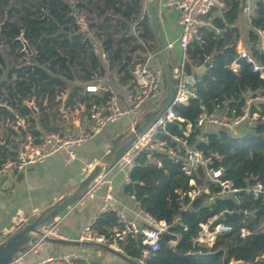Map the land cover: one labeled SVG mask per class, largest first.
Masks as SVG:
<instances>
[{
	"label": "trees",
	"instance_id": "16d2710c",
	"mask_svg": "<svg viewBox=\"0 0 264 264\" xmlns=\"http://www.w3.org/2000/svg\"><path fill=\"white\" fill-rule=\"evenodd\" d=\"M81 2L88 11H96L99 16L106 15L94 27L104 31V46L109 62L124 73L123 81L130 82L133 76L128 54L136 48V41L130 35L129 23L140 18L143 13L141 37L146 43L152 42V48L157 50L144 0ZM221 2L224 7L213 10L209 16L210 25L200 27L199 39L189 50L190 66L199 68L212 60L195 86L197 97L187 105L177 104L173 107L175 115L183 121L168 125L167 131H160L155 140L164 143L167 149L177 150L178 144L170 137L177 136L206 156L216 155L210 168L222 170L221 180L232 182L234 189L241 192L230 197L215 196L220 187L209 182L203 167H199L191 178L186 177L182 171L185 162L183 152L175 156L154 152L148 158L149 151H142L136 159V166L129 173L130 182L125 192L134 196L146 213L169 226L162 235L160 251L147 264H264V260L258 259L264 253V202L246 192L256 183L264 185V120L246 128L244 136L241 133L235 136L217 128L204 131L196 126L202 107L208 113H213L223 107L224 101L239 107L248 93L260 92L264 96V80L254 74L249 65L239 61L240 69L234 71L232 68L238 58L241 40L240 30L236 26L240 0ZM11 3V0H0L3 46H8L9 52L19 59L24 55L20 40L23 36L30 47L38 50L39 58L33 60L37 66L28 80L23 79L24 67L17 64L9 68L6 80L0 83V102L6 103L19 117L26 118L28 132L36 136V120L31 117L32 112L24 102L35 98L39 110L47 113L45 103L50 108L51 103L68 88L60 76L71 79L72 69L78 66L86 72V77L82 76V79L90 80L86 64L90 62L91 68L95 69L98 61L89 54L88 39L81 34H73L69 39L65 33L70 29H61L71 22V3L66 0H16L14 5ZM15 12L20 25L9 20ZM252 27L264 29V4L260 2L255 5ZM257 42V34L250 30L246 47L256 61L264 62V54L256 45ZM6 66L5 54L0 49V79ZM13 74L17 75L16 79H13ZM77 96L79 93L73 91L67 105L73 106L72 101ZM84 98L89 107L94 102L108 100L107 95L102 99ZM260 106L264 109V104ZM2 117L10 121L15 119L14 115L8 113H1ZM41 120L43 123L50 121L48 117ZM189 125L191 129L187 131ZM4 140L7 147L8 139L3 137L1 141ZM5 147L0 145V164L14 154L5 150ZM191 179L195 181L196 187L190 185ZM198 187L203 191L192 199L189 193ZM205 188L209 189V193L204 192ZM226 212L228 214L222 223L230 225L232 231L218 234L211 246L199 244L197 239L202 232V225H208ZM116 225L115 214L107 213L97 221L93 230L98 234L109 235ZM242 229L248 232L246 236H242ZM172 242H176V245H172ZM139 246L137 241L129 240L123 245V251L133 260L140 255ZM74 264L86 263L78 260Z\"/></svg>",
	"mask_w": 264,
	"mask_h": 264
},
{
	"label": "built area",
	"instance_id": "2783aa9c",
	"mask_svg": "<svg viewBox=\"0 0 264 264\" xmlns=\"http://www.w3.org/2000/svg\"><path fill=\"white\" fill-rule=\"evenodd\" d=\"M242 7V14L246 17L252 30L257 34L258 42L256 45L262 54H264V29L252 27V16L254 13V4L260 2L264 4V0H240ZM71 3L72 11L70 13L71 22L61 29H70L65 35L71 39L73 34H81L84 38L89 40L88 51L89 54L95 57H101L109 62L108 53L104 46L105 35L101 29H96V24L89 18L84 10L81 0L67 1ZM130 2V0H128ZM175 10L178 11V24L181 28V35L178 43L182 49V58L176 66L175 89L176 96L172 107L163 112L160 118L148 129L139 134L136 142L131 149L123 154L116 165L125 169V176L129 181V173L136 166V159L142 151H149L148 158L154 152L167 153L172 156L178 153L185 154V162L182 171L186 177L191 178L194 172L203 167L207 174V179L211 183L218 184L220 189L215 194L219 197L234 196L241 190L234 189V185L229 181H222V170H213L210 165L213 164L215 156H206L202 151L188 146L186 141L178 138L177 136H170L171 139L178 144L177 150L167 149L164 143L155 140L156 135L160 132H166L167 126L176 124L177 121H183L178 118L173 107L177 104L187 105L192 99H196L195 89H188L185 85L184 78L185 65L189 61V50L192 48L194 42L199 39V30L202 26H209L207 19L215 9L223 8L224 4L221 0H176L170 4ZM111 15V13L109 14ZM108 15V16H109ZM145 13L142 16L129 23L130 35L135 38L136 48L128 55L131 57L130 71L133 76V89L127 94L126 99L128 106L122 109L119 106L116 96L109 95L106 102H94L88 109V117L90 120L89 129L82 131L77 135H70L60 131H53L47 133L38 142L29 141L22 143L16 153L8 157L2 164H0V174H6L11 170H22L29 165L42 164L47 161L49 157L54 154L62 153L64 155V163L66 165L72 163L76 159V148L79 147L84 141L95 137L100 134L103 129L109 124L117 123L126 117L135 116L139 109L150 101L161 98L164 93L165 77L163 68H152L149 65L152 57L150 44L146 43L142 37V27ZM111 18V17H109ZM121 28L119 27V30ZM116 38L118 36H115ZM31 55L24 52V55L19 58L18 65L24 67L23 79L28 80L35 72L37 64L33 61L39 58L38 50L30 47ZM239 61H244L246 65L251 67L254 74L258 75L264 80V62H258L246 49L238 51L237 61L232 64L234 71L240 69L241 64ZM207 62V61H206ZM205 62V63H206ZM202 67V66H201ZM200 68V67H199ZM117 72V68L113 69ZM17 75L13 74V79ZM100 90V85H89L85 88L87 93H96ZM164 97V96H163ZM35 99V98H33ZM244 102L241 106H231L229 102L224 101L223 107L208 113L203 107L202 113L199 115L196 126L207 131L211 128L226 130L228 132L238 131L243 125L247 128L254 126L260 120H264V109L260 104H264V96L262 93H248L244 96ZM57 103L58 99L55 100ZM0 104H6L1 103ZM7 105V104H6ZM47 103H45V106ZM25 120H20L14 127V131L18 132L20 127H24ZM191 125L187 127L190 131ZM90 169H94L95 165H89ZM100 176L92 180L89 187L77 200V204H82L88 199L95 197L100 188ZM190 185H195L193 179L190 180ZM251 193L254 198L262 199L264 202V185L256 183L253 187L246 190ZM189 196L193 199L192 193ZM103 205L99 214L93 218L82 229L77 241L81 244H97L101 247L110 249H117L120 253L124 254L123 245L127 244L129 240L137 241L139 246L140 255L134 259L136 264H147L156 253L160 251V242L162 235L166 233L169 226L164 221H158L148 213H146L140 205H138V215L142 216V223L129 219L125 212L117 207V201L113 196V191L110 183H107L106 190L103 196ZM107 213H114L116 216V228L110 230L109 235L98 234L94 232L93 227L97 221ZM57 224L47 230V234L55 236L56 238L64 239L56 233ZM208 229V225L204 226ZM232 227L225 223H220L213 233L207 232L211 237L208 238L212 244L218 234L229 233ZM242 236H246L248 232L245 229L241 230ZM206 240V239H205ZM197 242L201 245L199 238ZM46 243L43 240L38 241L30 250L32 251L39 244ZM210 244V245H211ZM25 255L19 257L13 264H26ZM83 255L79 252L71 255H63L59 257H51L42 261L34 262L33 264H74L75 261L82 260ZM264 260V253L258 258ZM237 264V263H235Z\"/></svg>",
	"mask_w": 264,
	"mask_h": 264
},
{
	"label": "crops",
	"instance_id": "0c3cea01",
	"mask_svg": "<svg viewBox=\"0 0 264 264\" xmlns=\"http://www.w3.org/2000/svg\"><path fill=\"white\" fill-rule=\"evenodd\" d=\"M174 1L176 0H157L156 5L160 23L169 45V55L171 60L172 58L175 59L173 63L177 66L182 58V49L178 43L181 35V28L178 24L179 14L177 10L170 6ZM256 3L254 4V10ZM209 22L208 24L210 25ZM245 24L248 25L247 28L244 26ZM236 26L240 30L241 37H243V34L248 35L247 41L249 42L248 32H250L252 28L246 17L242 14L241 1L240 15L236 22ZM149 44L152 51L149 65L152 68H163L164 66L159 58L158 48L157 50L152 48V42H149ZM246 45L240 46L238 51L240 49L248 50ZM2 48L3 46L0 49L2 50ZM9 54L13 56L10 52ZM7 56L8 54H6L7 59L5 58L7 66L0 79V83L6 80L8 70L12 67V65L9 64ZM96 58L98 65L95 69L91 68L90 62L86 64V70L90 72V80L85 81L82 79V76L86 77V72L84 68L78 66L72 69L71 79L66 80L63 76H60L67 83L68 88L61 96L56 98L59 100L58 103L55 99L54 103H51L50 108H48L47 105L45 106L47 113L39 110L35 101V107L38 112L35 115L31 111V117L36 120V136L28 132L26 118L19 117L18 113H15L14 110L13 113H8V115L15 116L14 121H10L6 117L0 118V126H2V128L0 127V145L2 142L6 143L5 140L1 141V139L5 137V139H8V143L7 147H3H5V150H9L11 153L15 154L16 149H18L22 143L39 141L47 133L53 132L55 129L70 135H77L89 129L91 124L88 117L89 106L84 97H97L102 99L105 95L108 97L109 95H114L117 98L119 106L122 109L127 108L128 103L126 96L133 89V80L130 82L123 81L124 73H122L121 70H117V72L114 73L113 69L116 68L114 65L101 57ZM190 68L192 72L198 69L194 66H190ZM89 85H100V90L96 93H87L85 88ZM73 91H77L79 96L75 98V101H72L74 103L73 106H68L67 103ZM161 100L162 97L145 103L135 116L126 117L117 123L109 124L100 134L84 141L75 150L76 159L68 165L64 163V155L62 153H57L49 157L47 161L42 164L29 165L19 171L11 170L6 174H0V244L3 240L8 239L18 232L25 224L40 215L46 208L53 205L78 186L80 184L79 177L91 171L89 167L91 164L95 165V167L103 166L107 169L106 172L100 175L101 184L97 195L82 204H77L76 201L70 205L52 224L47 226V229L57 224L55 230L59 236L69 241H77L85 225L99 214L104 203L103 196L107 183H110L112 187L113 196L117 201V207L122 209L129 219L142 223L143 217L138 215V205H140V203L134 196L128 195L125 192V187L129 184L130 179L129 181L127 180L125 169L116 165L115 155L124 145L135 125H137L148 112L155 109ZM30 101H32V99L26 100L25 102ZM45 117H48L50 121L43 123L41 119ZM22 119L26 122L25 126L20 127L18 132L14 131L17 122ZM239 129L236 134H234L235 136H239ZM8 134H10V137ZM191 186L196 187V184ZM197 191L200 192V190L196 188L191 193H196ZM204 192L209 193V189L205 188ZM53 237L55 238V236ZM172 245H176V242H172ZM77 252L83 255V259L79 261H84L86 264H132L128 261L130 258L127 257L125 253L122 254L115 248L108 250L97 244L65 246L51 245L48 243H41L32 251L28 252L25 256V263L33 264L34 262L51 257L54 258L62 254ZM118 253L127 257L128 260L122 258ZM122 259L124 261H121Z\"/></svg>",
	"mask_w": 264,
	"mask_h": 264
},
{
	"label": "water",
	"instance_id": "95a60500",
	"mask_svg": "<svg viewBox=\"0 0 264 264\" xmlns=\"http://www.w3.org/2000/svg\"><path fill=\"white\" fill-rule=\"evenodd\" d=\"M157 0H146V15L149 20L150 29L154 35L159 58L162 61L164 66V77H165V95L157 105L155 109L148 112L139 122L129 136L127 137L124 145L116 152L115 159L116 162L120 160L124 153L129 151L133 144L136 142L139 134L148 130L165 112L168 108L172 107L174 104V99L176 96L175 89V77H176V65L173 63L174 58L169 55L168 52V42L164 35L162 29L158 9H157ZM0 25V48L3 46L2 35H1ZM21 43L23 45V50L31 55V49L27 41L24 40L23 36L20 37ZM212 60H208L202 67L196 69L192 72L189 64L185 65L184 72L185 78L184 82L188 89H195L196 84L200 80V76L209 68ZM28 108L36 115L37 109L35 107V99H32L30 102H25ZM7 112L13 113V110L6 104H0V113ZM233 134H236V131H232ZM2 146H5V143L2 142ZM103 166H97L91 171L84 173L79 177L80 184L67 193L60 200L55 202L50 207L46 208L40 215L35 219L31 220L24 227H22L18 232L13 234L0 244V264H13L19 257L25 255L29 250L40 240L45 241L51 245H65V246H80L83 245L78 241H69L67 239H60L50 237L47 234V226L53 223L59 215L64 212L70 205L75 203L81 194L86 190V188L91 184L92 180L100 176L103 172H106ZM228 212L224 213L222 216L215 218L210 225L208 226V232L213 233L215 228L222 223L224 216ZM108 250H112L107 247H103ZM119 254V253H118ZM125 260H128L127 257L119 254ZM130 261V260H128ZM132 264H136L133 261H130ZM243 264V263H238Z\"/></svg>",
	"mask_w": 264,
	"mask_h": 264
},
{
	"label": "rangeland",
	"instance_id": "374dc122",
	"mask_svg": "<svg viewBox=\"0 0 264 264\" xmlns=\"http://www.w3.org/2000/svg\"><path fill=\"white\" fill-rule=\"evenodd\" d=\"M12 1V5H14L15 4V1L16 0H11ZM66 1H75V0H66ZM144 6H145V4H146V0H144ZM17 8L18 9H20V7L19 6H17ZM84 10H85V12L88 14V16H89V18L95 23V21H96V23H99V22H102V20L104 19V18H106V15H102V16H99L98 14H97V12L95 11V13L93 12H90V11H88L87 9H85L84 8ZM18 14L15 12V13H13V17L12 18H10L9 20L10 21H12V22H16V23H18L19 25H20V23H19V20H18ZM3 19H6V17L5 18H3ZM110 21H112L111 20V18L109 19ZM210 21V19H209V17H208V19H207V22H209ZM0 22H1V19H0ZM3 25V23H0V25ZM246 28H247V26L248 25H244ZM249 33V32H248ZM247 37H248V35H244L243 34V37H241V40H240V44H239V46H238V48L240 47V46H244V45H246L247 43H248V41H247ZM2 41H3V39H2ZM4 44V43H3ZM247 46V45H246ZM6 50V51H5ZM2 52L5 54V58H6V54H8V59H9V64L10 65H17L18 64V62H19V59H16V57L13 55V56H11L10 54H9V48H8V46H3V48H2ZM7 59V58H6ZM163 90H164V93H165V86H164V88H163ZM164 96V95H163ZM163 96H162V98H163ZM1 128H2V126H0ZM247 128V126L246 125H243L240 129H239V131H240V133H241V135L242 136H244L245 134H246V131H245V129ZM198 189L200 190V192L201 191H203L202 190V188H200V187H198ZM199 191H197L196 193H192V197L193 198H195V197H197L198 195H199V193H200ZM35 217V216H34ZM33 217V218H34ZM35 219V218H34ZM26 225V224H25ZM24 225V226H25ZM205 225H203V230H202V232L200 233V236H199V240H200V243H202V244H204V245H207V246H209L211 243L209 242V240H208V238H210L211 236L209 235V234H207V232H208V229L207 228H205L204 227ZM51 237H53V236H51ZM206 239V240H205ZM71 254H73V253H69V254H62V255H60V256H63V255H71ZM58 257V256H57ZM55 258V257H54ZM132 259H130V261H131ZM121 261H124L123 259L121 260ZM133 262H134V260H132ZM126 262V261H125ZM127 263V262H126ZM235 264V263H234ZM238 264V263H237Z\"/></svg>",
	"mask_w": 264,
	"mask_h": 264
}]
</instances>
